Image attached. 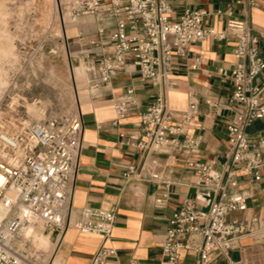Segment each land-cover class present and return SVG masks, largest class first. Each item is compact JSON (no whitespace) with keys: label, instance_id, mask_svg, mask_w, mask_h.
Masks as SVG:
<instances>
[{"label":"built area","instance_id":"2783aa9c","mask_svg":"<svg viewBox=\"0 0 264 264\" xmlns=\"http://www.w3.org/2000/svg\"><path fill=\"white\" fill-rule=\"evenodd\" d=\"M242 4L243 17H230L222 32L205 25L206 10L186 9L178 19L170 17L168 0H66L71 18L82 15L97 20L113 18V29L106 34L112 51L98 59L83 52L86 67H96L98 81L107 84L113 72L122 70L131 57L142 78L156 88L154 101L141 110L135 98L120 99L115 103L117 119L126 117L132 110L140 117L141 132L134 141L124 140L140 156L138 164H129L123 171L127 179L145 177L165 184V164L157 156L169 149L172 157L187 156L186 164L197 174V185L207 188L218 177L213 166L190 156L196 154L202 141L200 135H184L195 112L196 94L191 95L188 108L176 118L169 107L168 93L173 86V57L185 56L192 43L207 37L235 38L233 53L237 59L229 76L234 89L229 106L234 114L227 123L228 168L219 190L206 210L193 199H185L169 219L162 256L169 264H179L182 250L193 252L197 264H218L219 254L226 264H253L247 256L238 258L230 252L239 240L254 231L245 218L231 217L248 208L245 196H229V188L238 186L237 174L241 171L253 180H260L264 171V139L253 140L247 128L264 117V83L257 84L256 77L264 71V56L260 54L259 41L249 22V9L253 0H236ZM83 39L82 34H80ZM96 44L97 40H90ZM197 67V60L192 65ZM130 88L128 93H132ZM209 108L217 109L219 103L206 99ZM175 120H178L176 123ZM83 133L82 119L73 113L53 117L42 122H28L22 116L0 118V264H36L41 250L30 248L31 240L22 235L30 223L41 224L46 230L65 228V215L73 195V181ZM165 190L156 198L158 204L167 201ZM116 220L112 208L86 206L75 227L83 232L101 235L102 242L93 253L89 264H107L115 251L108 244Z\"/></svg>","mask_w":264,"mask_h":264},{"label":"crops","instance_id":"0c3cea01","mask_svg":"<svg viewBox=\"0 0 264 264\" xmlns=\"http://www.w3.org/2000/svg\"><path fill=\"white\" fill-rule=\"evenodd\" d=\"M253 1L249 22L256 34L264 35V0ZM168 2L171 19H178L186 9L206 10L205 25L218 32L225 30L230 17H243L242 4L236 0ZM114 25L113 18L100 21L93 16L82 15L76 19L70 17L65 31L70 56L76 63L73 66L76 113L82 119L83 133L65 228L50 231L38 224L23 229L24 235L26 232V237L33 244L37 243V249L45 250L46 264L90 263L102 237L75 227L81 219V210L86 206L112 208L116 212L108 242L115 253L107 264H169L164 260L161 248L169 219L185 199L195 200L201 209L206 210L210 202L218 197L215 183L223 181L228 168L226 127L234 114L228 101L234 86L230 77L222 75V71H230L237 61L233 53L235 38L207 37L192 43L185 56L173 57V86L168 93V103L178 118L179 112L188 108L191 95L196 94L197 106L184 135L201 136L198 151L190 157L211 163L218 177L207 188L197 185V174L187 166V156L177 154L173 158L172 152L166 148L160 150L157 156L165 164L163 176L169 182L168 187L145 177L127 180L123 176L129 164L140 161L136 150L122 142L139 137L140 117L137 111L132 110L126 117L117 119L115 103L120 99L135 98L139 108L144 110L154 101L156 88L142 78L130 56L122 70L112 73L107 84L92 86L94 81L99 80L100 73L96 67L85 66L83 52L88 51L95 59L109 54L112 44L106 34H99L98 29L105 28L109 32ZM90 40H97V43L90 44ZM258 46L264 56V37L260 38ZM196 60L197 67L193 68ZM255 82L264 83V71ZM130 88L132 93H128ZM207 98L217 100L219 107L209 108ZM247 131L255 141L264 139V117L254 121ZM236 178L238 186L229 188V196H245L248 208L231 217L247 219L254 232L243 236L230 254L234 258L247 256L253 264H264V171L260 180H253L241 171ZM165 190L168 191L167 201L158 204L156 198ZM215 259L218 264H226L219 254ZM179 264H197V257L191 251L182 250Z\"/></svg>","mask_w":264,"mask_h":264},{"label":"rangeland","instance_id":"374dc122","mask_svg":"<svg viewBox=\"0 0 264 264\" xmlns=\"http://www.w3.org/2000/svg\"><path fill=\"white\" fill-rule=\"evenodd\" d=\"M66 7V0H0V118L42 122L76 113ZM38 250L36 264H46Z\"/></svg>","mask_w":264,"mask_h":264},{"label":"bare ground","instance_id":"6f19581e","mask_svg":"<svg viewBox=\"0 0 264 264\" xmlns=\"http://www.w3.org/2000/svg\"><path fill=\"white\" fill-rule=\"evenodd\" d=\"M28 225H30L31 227H34V226H36L37 224L30 223V224H28ZM28 225H27V226H28ZM25 227H26V226H25ZM28 228H29V227H28ZM28 228H27V229H28ZM23 229H24V228H23ZM23 229H22V230H23ZM29 230H30V229H29ZM26 236H27V234H25V237H26ZM35 236H36V235H35ZM35 236H34V237H35ZM37 237H38V236H37ZM40 238H41V237H40ZM42 240H43V239H42ZM42 240H41V241H42ZM43 241H44V240H43Z\"/></svg>","mask_w":264,"mask_h":264}]
</instances>
